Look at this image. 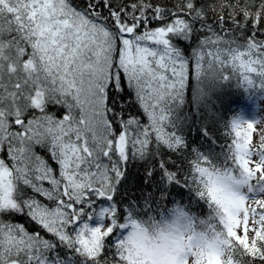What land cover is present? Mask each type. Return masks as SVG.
<instances>
[{"label": "snow or ice", "instance_id": "obj_1", "mask_svg": "<svg viewBox=\"0 0 264 264\" xmlns=\"http://www.w3.org/2000/svg\"><path fill=\"white\" fill-rule=\"evenodd\" d=\"M222 7L231 9L227 29L223 17L219 28L207 22L205 0L174 9L0 0V264H264V134L254 143L255 118H225L231 143L213 155L188 152L178 115L189 88L197 105L221 81L264 92V0ZM200 33L186 56L176 41L191 46ZM125 84L147 123L110 106ZM49 105L67 112L57 118ZM175 153H187L183 177L165 158ZM137 158L152 161L148 176L159 171L157 190L172 208L118 199ZM185 195L206 218L182 205ZM16 214L52 239L5 219Z\"/></svg>", "mask_w": 264, "mask_h": 264}, {"label": "trees", "instance_id": "obj_2", "mask_svg": "<svg viewBox=\"0 0 264 264\" xmlns=\"http://www.w3.org/2000/svg\"><path fill=\"white\" fill-rule=\"evenodd\" d=\"M126 3H132L133 0H125ZM144 2H151L153 5H159L161 7H166L168 9H174L175 6L179 5L181 0H144ZM209 5V11L207 14V22L209 24H215L219 28V24H216L221 17L226 23L224 27L230 28L231 24V9L223 8L222 5L225 4H236L237 0H205ZM246 2V0H239L241 6ZM74 3L80 4L81 0H74ZM199 6V5H198ZM255 11V9H253ZM108 13L105 11L104 13ZM240 23L244 22L243 16L237 18ZM156 25H153L155 27ZM197 28L200 27L199 24L196 25ZM143 30V29H142ZM205 33H200L191 40V46H187L186 41H176L177 46L184 50L186 56H190L192 50L196 47L199 39L203 38ZM236 35L240 37L238 43L243 44L247 39V34L237 31ZM207 51V49L205 50ZM229 72L224 73L225 75ZM222 87L218 88L215 92L209 94V98L199 105L192 102V91L189 88L187 90V97L185 104L179 110V117L183 122V134L188 142V152L193 149H199L205 153H212L213 155L220 154L222 150H226L228 144L231 143L232 137L228 135V130L224 128L225 118L230 117L233 113H241L244 110L250 111L251 118H255V132H257V138L259 143L260 135L264 134V92L260 91H246L242 88H237L235 79L231 84L221 81ZM125 92L118 96L113 95L112 99L109 101L110 106H114L116 112H123L124 118L128 119L130 116H139L144 123H147L146 118L142 115V110L133 103L134 97L129 93L126 84L124 85ZM262 107L261 112L257 113L258 109ZM48 111L57 116V118L62 117L66 114L67 109L59 105H49ZM250 118V119H251ZM234 136V133L232 134ZM253 135V133H252ZM255 143V142H254ZM37 153L45 156L49 159L50 163H53L48 156L46 150L37 147ZM187 155L181 153L170 154L166 156V159L170 160V163L175 165V168L170 169L175 171L181 169V175L183 177V168H186V163L182 165L184 157ZM191 159V156H188ZM223 160V157H220ZM54 167H57L53 163ZM153 163L150 159H135L131 160L127 165V181L121 187V196L118 199L124 197L125 195L133 201L138 202L143 206L148 202L149 197H154L153 206L155 202L165 208H172L173 203L172 197L168 199L162 198L166 193L157 190L156 181L159 180L160 173L157 170L155 175L149 178L148 173L153 170ZM58 174V167H57ZM45 187H48L45 183ZM175 200L180 201V197H174ZM127 203V201H125ZM182 205H191L190 211L195 213L200 218H206L208 215L207 208H201L199 205L193 204L189 197L185 195L181 201ZM14 224H23L26 230L31 234L39 233L45 239H52L51 234L46 233L39 225L34 221H31L24 215L16 214L14 217H5ZM251 227V226H250ZM238 234L243 235V227L238 229ZM250 235H253L250 233ZM109 257L111 253H108ZM251 259V257H249ZM258 260V258H257Z\"/></svg>", "mask_w": 264, "mask_h": 264}, {"label": "rangeland", "instance_id": "obj_3", "mask_svg": "<svg viewBox=\"0 0 264 264\" xmlns=\"http://www.w3.org/2000/svg\"><path fill=\"white\" fill-rule=\"evenodd\" d=\"M261 110H262V107H260L259 109H258V111H256L257 113H259V112H261ZM250 111H252V110H244L243 112H242V114L246 117V118H248V119H250L251 118V116H250ZM253 138H254V142L255 143H257L258 142V136H257V132H253Z\"/></svg>", "mask_w": 264, "mask_h": 264}]
</instances>
